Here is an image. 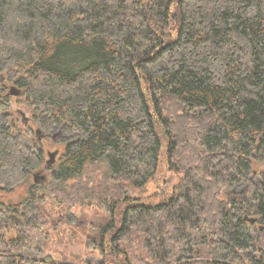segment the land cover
Listing matches in <instances>:
<instances>
[{
	"label": "trees",
	"instance_id": "16d2710c",
	"mask_svg": "<svg viewBox=\"0 0 264 264\" xmlns=\"http://www.w3.org/2000/svg\"><path fill=\"white\" fill-rule=\"evenodd\" d=\"M0 76V192L44 163L6 82L68 133L58 184L0 206V264H46L49 200L106 214L86 248L113 264H264V0H0ZM161 158L181 182L135 197Z\"/></svg>",
	"mask_w": 264,
	"mask_h": 264
},
{
	"label": "rangeland",
	"instance_id": "374dc122",
	"mask_svg": "<svg viewBox=\"0 0 264 264\" xmlns=\"http://www.w3.org/2000/svg\"><path fill=\"white\" fill-rule=\"evenodd\" d=\"M6 91L9 90L11 83H5ZM2 84L0 87H3ZM5 91V92H6ZM10 105L14 107L10 113L14 130L16 133L23 134L22 149L24 152L30 149H39L43 152V157L47 156L48 151L59 149L61 154L65 151L64 139L66 138V123H60L55 128L43 130L39 120L34 119V107L25 97L18 96L10 98ZM22 113L28 118V124L25 122ZM39 129L41 134H37ZM57 166V165H56ZM55 166V167H56ZM263 169V168H262ZM40 170H44L42 175H47V180L42 187H52L58 181L53 178L52 170H45L42 166ZM36 172V171H34ZM182 175L169 168L167 162L161 158V163L157 175L147 184L145 189L137 190L135 197L146 200H155L158 197L169 195L175 191L181 182ZM33 175L28 178V182L14 188L12 192H0V206L23 203L28 198V190L32 186ZM254 179H252L253 181ZM44 181V180H41ZM58 184V183H57ZM247 187V188H246ZM250 188V181L246 180L240 186L232 189V192L240 194L242 199L247 197V190ZM49 200V199H47ZM45 215L50 220L47 250L41 256H49L52 261H46V264H113L112 255L109 257L99 250H89L86 243L89 237L99 241L98 230L105 226L108 217L106 214L99 212L94 207L66 209L61 208L51 200L41 204ZM7 238H15L16 231L7 229L2 231ZM29 259H35L38 256L34 253L21 252ZM112 257V258H111Z\"/></svg>",
	"mask_w": 264,
	"mask_h": 264
},
{
	"label": "flooded vegetation",
	"instance_id": "af4514ba",
	"mask_svg": "<svg viewBox=\"0 0 264 264\" xmlns=\"http://www.w3.org/2000/svg\"><path fill=\"white\" fill-rule=\"evenodd\" d=\"M3 78V79H2ZM4 81V77L3 76H0V85H2V82ZM19 90L18 89V87L17 86H15V85H10L9 86V92L10 91H12V90ZM20 94H21V92H20ZM22 115H23V118H24V120H25V122L28 124V118L25 116V114L24 113H22ZM36 133L37 134H41V131L39 130V129H37L36 130ZM51 152H57V155L55 156V159H56V161H55V163L52 165V166H48V161L50 160V158H49V154L51 153ZM60 154H61V151L59 150V149H56V150H53V151H48L47 152V156L46 157H44V163L42 164V166H44L45 167V170H52L53 169V167L56 165V163L58 162V159L60 158ZM42 172H44V170H40V169H38L36 172H34L33 174H34V176H36V177H38V176H40V177H38V179H43L44 178V180H46L47 178H45L46 177V174L45 175H42L41 173ZM45 176V177H44ZM42 177V178H41Z\"/></svg>",
	"mask_w": 264,
	"mask_h": 264
},
{
	"label": "water",
	"instance_id": "95a60500",
	"mask_svg": "<svg viewBox=\"0 0 264 264\" xmlns=\"http://www.w3.org/2000/svg\"><path fill=\"white\" fill-rule=\"evenodd\" d=\"M3 79V78H2ZM10 94L11 95H14V96H18V95H20V91L18 90H12V91H10ZM57 155V152H51L50 154H49V158H50V160L48 161V166H52L54 163H55V161H56V159H55V156ZM38 177H40V176H38ZM38 177H34V180H35V182H37V181H39L38 180ZM45 177V176H44ZM42 178V177H41ZM44 179V178H43ZM254 222V221H253ZM40 259L41 260H43V261H52V258L51 257H49V256H47V257H45V256H41L40 257Z\"/></svg>",
	"mask_w": 264,
	"mask_h": 264
}]
</instances>
